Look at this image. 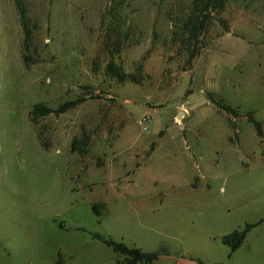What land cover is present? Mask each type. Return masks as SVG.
<instances>
[{
  "label": "rangeland",
  "instance_id": "rangeland-1",
  "mask_svg": "<svg viewBox=\"0 0 264 264\" xmlns=\"http://www.w3.org/2000/svg\"><path fill=\"white\" fill-rule=\"evenodd\" d=\"M23 1L27 49L0 0V264L123 261L93 233L152 264H264V0H228L197 39L194 0Z\"/></svg>",
  "mask_w": 264,
  "mask_h": 264
},
{
  "label": "trees",
  "instance_id": "trees-1",
  "mask_svg": "<svg viewBox=\"0 0 264 264\" xmlns=\"http://www.w3.org/2000/svg\"><path fill=\"white\" fill-rule=\"evenodd\" d=\"M228 0H194V8L190 10L188 15L183 20L182 27L185 32L189 34L190 39H197L199 35L208 28V18L212 12L222 11ZM15 6L19 14V20L24 31V49H27V42L32 36V28L30 26V17L27 14V7L23 0H15ZM193 57V56H192ZM27 55H24V59L27 64ZM106 71L111 76L115 77L119 81H124L129 78V73H126L121 66L116 64L113 60H110L106 65ZM134 78V77H132ZM134 80H138L134 78ZM217 107L225 112L238 116L240 113L223 101H215L211 99ZM80 102V99L67 100L59 104V106L53 108L46 106L42 103H36L30 110V119L32 122L36 123L38 116H46L51 113L56 115L66 112L70 108H73ZM248 120L256 127L258 134L262 135L261 123L254 118L252 114L249 113ZM78 140L75 138L72 141L71 149L75 151L76 144ZM96 210L98 205L93 206ZM254 226V224L248 223L244 228L235 229L229 234L223 236L222 241L228 244L230 247V252L228 256L230 257L235 250H237L245 241L248 231ZM93 238L101 240L108 246L112 247L114 251L124 256L123 261L117 262L116 264H152L156 261L160 253L158 251L148 252L141 248L127 245L124 242L117 241L111 237H105L99 233H93ZM54 264H65L64 257L59 254ZM215 264H225L224 262H217Z\"/></svg>",
  "mask_w": 264,
  "mask_h": 264
},
{
  "label": "built area",
  "instance_id": "built-area-1",
  "mask_svg": "<svg viewBox=\"0 0 264 264\" xmlns=\"http://www.w3.org/2000/svg\"><path fill=\"white\" fill-rule=\"evenodd\" d=\"M144 121H146V119H145V118L140 120V122H141V123H143Z\"/></svg>",
  "mask_w": 264,
  "mask_h": 264
},
{
  "label": "water",
  "instance_id": "water-1",
  "mask_svg": "<svg viewBox=\"0 0 264 264\" xmlns=\"http://www.w3.org/2000/svg\"><path fill=\"white\" fill-rule=\"evenodd\" d=\"M180 115H181V112L178 113V116H180Z\"/></svg>",
  "mask_w": 264,
  "mask_h": 264
}]
</instances>
